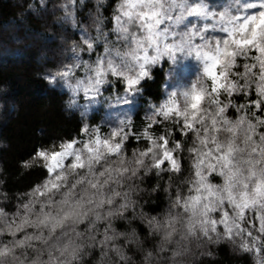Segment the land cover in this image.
<instances>
[{
	"label": "clouds",
	"instance_id": "1",
	"mask_svg": "<svg viewBox=\"0 0 264 264\" xmlns=\"http://www.w3.org/2000/svg\"><path fill=\"white\" fill-rule=\"evenodd\" d=\"M15 4L77 126L18 162L26 187L0 161V264H264V0Z\"/></svg>",
	"mask_w": 264,
	"mask_h": 264
},
{
	"label": "trees",
	"instance_id": "2",
	"mask_svg": "<svg viewBox=\"0 0 264 264\" xmlns=\"http://www.w3.org/2000/svg\"><path fill=\"white\" fill-rule=\"evenodd\" d=\"M18 10L15 0H0V84L9 85L8 92L0 96L19 105L18 114L0 120V138L10 142L9 149H0V161L9 173V185L23 188L43 173L37 169L14 182L18 162L29 158L37 147L48 146L53 138L70 136L77 121L75 115L72 119L65 118L60 104L62 93L49 89L33 77V72L39 70L35 60L38 48L10 43L11 35H27V27L17 19ZM28 23L31 27L36 26L30 18ZM156 76V82L146 86V94L153 98L160 95L162 74L159 70ZM5 111H8L7 105ZM98 116L99 113H94L91 118L95 120ZM221 252L231 264L233 258L227 256L226 249L222 248Z\"/></svg>",
	"mask_w": 264,
	"mask_h": 264
},
{
	"label": "snow or ice",
	"instance_id": "3",
	"mask_svg": "<svg viewBox=\"0 0 264 264\" xmlns=\"http://www.w3.org/2000/svg\"><path fill=\"white\" fill-rule=\"evenodd\" d=\"M41 155H43V153H41Z\"/></svg>",
	"mask_w": 264,
	"mask_h": 264
}]
</instances>
